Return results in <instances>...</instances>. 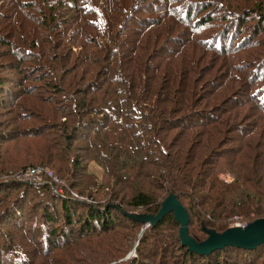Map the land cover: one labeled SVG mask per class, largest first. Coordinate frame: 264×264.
<instances>
[{"label":"trees","instance_id":"1","mask_svg":"<svg viewBox=\"0 0 264 264\" xmlns=\"http://www.w3.org/2000/svg\"><path fill=\"white\" fill-rule=\"evenodd\" d=\"M259 5V0H0V104L11 98L14 111L21 99L38 103L25 101V115L10 123L0 112V137L17 133V119H32V133L60 131L62 153L85 138L84 155L74 157L72 166L78 181L71 185L81 196L61 194L48 183L0 179V204L10 196L6 185L47 188L36 203L52 227L48 243L110 231L127 220L146 225L130 215L157 216L172 197L186 209L189 235L197 242L208 238V230L230 229L238 215L249 222L264 218ZM226 160L235 173L232 181L218 174ZM89 161L112 180L89 172ZM124 185L131 188L129 199ZM105 188L109 198H96ZM125 202L146 211L129 210ZM14 204L2 213L11 222L33 212L25 210V202ZM192 217L207 234L204 240L192 232ZM177 222L181 225L172 209L148 225L151 233L140 240L132 263L264 264V243L199 254L180 235L168 240L165 233L173 229L166 226ZM52 254L48 250L42 258ZM7 263L0 253V264ZM68 263L66 258L63 264Z\"/></svg>","mask_w":264,"mask_h":264},{"label":"rangeland","instance_id":"2","mask_svg":"<svg viewBox=\"0 0 264 264\" xmlns=\"http://www.w3.org/2000/svg\"><path fill=\"white\" fill-rule=\"evenodd\" d=\"M259 1L263 4L259 5V7L261 6V8H264V0ZM20 101V107L14 111L11 110L16 107V104L11 98L6 100L4 105L0 104L1 114L6 113L5 116H1L3 121L8 119L7 123L13 122L15 120L14 117L25 115L27 112L25 110L29 109L32 102L34 105L37 103L30 99L26 100V98ZM25 101L28 102V107L25 105ZM45 112L50 113V108H46ZM17 113L23 114L17 115ZM14 124L16 127H19L17 133L10 132L11 136L8 139H2L4 136L0 137V173H7L3 177H0V179H16L23 182V180L18 179L20 173L27 172L29 173L28 175H30L29 177H35V175L32 174L34 171L33 169L41 168L40 173L43 174L41 176L43 178H41L42 182L36 183L31 180L24 182L34 183L33 185L39 187L46 186V183H48L51 185L50 189H58V192L61 194L73 193L75 197H78L79 193L76 191L77 188L71 185L72 182L78 181L75 173H73L72 166L74 157H82V155H84L82 148L85 145V138L81 137L77 141L75 140L72 152L62 153L60 145L57 144V133L60 134V131L44 129L40 132L32 133L29 131V127L34 124L32 119H17ZM10 130H13V128H9V131ZM228 160H226L225 166L218 168V174L221 178L232 181L233 177L235 178V173H232L231 167L227 165L229 162ZM88 171L96 173L100 181H104L105 177L107 181L112 180V177L108 176L95 161H89ZM6 186H8L5 188H8L7 192H9L10 196L0 204V253L7 259V264H26L34 258L39 262L47 260L48 264H63L66 258L69 260L68 264H133V258L138 256L136 251L140 244V240L145 234L151 233V230L146 232L149 225L148 223L146 225L143 223L131 224V220H127L124 224L116 225L115 228L110 231L102 233L98 231L99 234L89 232L81 237H68L69 239L65 236L64 238H60V242L56 243V241H54L53 243H48V232L52 231V227L50 228L51 225L41 219L42 213L38 210L40 205L36 203L37 201H42L45 197V195H41L45 192L43 190H47V188L28 190L30 188L26 189L25 186ZM109 188H105L100 193H96V198H109ZM122 192L126 194L127 199L130 198V187L124 185ZM0 195H3V192ZM15 199H19L20 202H25L26 211H33L25 221L20 215L13 216L12 222L9 221V217L5 218L6 214L2 216L3 210L6 207L9 209L12 208L13 203H20L17 201L15 202ZM31 205L33 210L29 209ZM124 207L140 213L146 211L145 208L136 210L137 208L130 207L127 203L124 204ZM21 209L23 208L21 207ZM18 218H21L22 221L19 225L15 226L13 224L14 220L18 223ZM254 221L255 220L249 222L246 217L238 215L232 220L231 226L234 228L242 227ZM166 227L173 229L171 232L165 233L168 240L176 239V237L179 238L182 227L179 223L174 224V226L171 224ZM190 228L192 232L196 234L197 239L204 240L207 237L199 220H194L193 217ZM5 241H8L10 244L4 245ZM52 244L56 245L51 247ZM3 245L9 247L6 248ZM46 246H50V248ZM142 249L143 253H145L144 247H142ZM48 250H52L53 254L48 256L47 259L42 258V256H47L46 252ZM71 254L72 257L68 258ZM217 255L222 259L224 252H222L221 255ZM197 257L198 255L195 256V260L198 261ZM209 258L214 257L209 256ZM199 259L204 262L201 258ZM153 263L156 264L154 261L151 262V264ZM197 263H199V261ZM141 264L149 263L143 260Z\"/></svg>","mask_w":264,"mask_h":264},{"label":"water","instance_id":"3","mask_svg":"<svg viewBox=\"0 0 264 264\" xmlns=\"http://www.w3.org/2000/svg\"><path fill=\"white\" fill-rule=\"evenodd\" d=\"M172 209L175 210L176 217L178 221L181 222L182 227L180 236L183 245L189 246L191 251H195L199 254H210L217 249H222L227 246L251 250L264 243V218L257 219L246 226L232 227L223 233L208 230L210 233L208 239L203 242H197L189 235V217L187 211L175 197L166 200L162 210L157 216L150 215L141 217L132 214L130 216L147 222L150 225L153 221H158L163 218V216Z\"/></svg>","mask_w":264,"mask_h":264},{"label":"built area","instance_id":"4","mask_svg":"<svg viewBox=\"0 0 264 264\" xmlns=\"http://www.w3.org/2000/svg\"><path fill=\"white\" fill-rule=\"evenodd\" d=\"M34 171L32 172L33 175H35V177H29L30 175H28L29 173H25V172H22L18 175V179H21L23 181H28V180H31V181H34V182H42L41 181V176L43 174H41V168H38V169H33ZM43 179V178H42ZM55 180V179H54Z\"/></svg>","mask_w":264,"mask_h":264}]
</instances>
